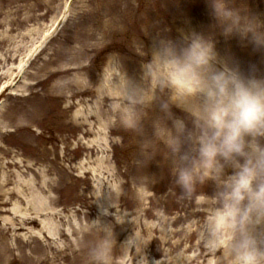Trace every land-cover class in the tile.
I'll return each instance as SVG.
<instances>
[{"label": "rangeland", "instance_id": "374dc122", "mask_svg": "<svg viewBox=\"0 0 264 264\" xmlns=\"http://www.w3.org/2000/svg\"><path fill=\"white\" fill-rule=\"evenodd\" d=\"M213 3L0 0V264H91L98 218L113 224L110 264H217L200 235L211 182L185 196L112 91L165 29L215 32L222 54L264 71V52L219 35ZM236 4L264 17V0Z\"/></svg>", "mask_w": 264, "mask_h": 264}, {"label": "clouds", "instance_id": "9594fccd", "mask_svg": "<svg viewBox=\"0 0 264 264\" xmlns=\"http://www.w3.org/2000/svg\"><path fill=\"white\" fill-rule=\"evenodd\" d=\"M211 9L219 35L264 52V17L236 0H214ZM169 31L144 44L137 74L125 71L112 85L123 124L162 144L185 196L211 182L200 235L217 264H264V71L222 54L215 32ZM90 223L99 233L91 264H110L113 224ZM135 244L131 236L121 243Z\"/></svg>", "mask_w": 264, "mask_h": 264}, {"label": "bare ground", "instance_id": "6f19581e", "mask_svg": "<svg viewBox=\"0 0 264 264\" xmlns=\"http://www.w3.org/2000/svg\"><path fill=\"white\" fill-rule=\"evenodd\" d=\"M29 223H33V221H29Z\"/></svg>", "mask_w": 264, "mask_h": 264}]
</instances>
